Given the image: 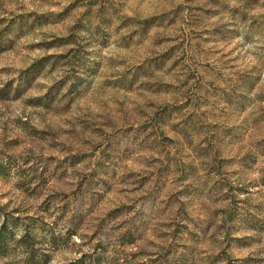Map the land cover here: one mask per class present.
Wrapping results in <instances>:
<instances>
[{"label":"rangeland","instance_id":"rangeland-1","mask_svg":"<svg viewBox=\"0 0 264 264\" xmlns=\"http://www.w3.org/2000/svg\"><path fill=\"white\" fill-rule=\"evenodd\" d=\"M0 34V264H264V0H0Z\"/></svg>","mask_w":264,"mask_h":264},{"label":"trees","instance_id":"trees-1","mask_svg":"<svg viewBox=\"0 0 264 264\" xmlns=\"http://www.w3.org/2000/svg\"><path fill=\"white\" fill-rule=\"evenodd\" d=\"M1 35V34H0ZM66 39H64V41H65ZM65 42H58V43H56V46H60V45H63ZM34 65L35 64H32L29 68H27V69H25L24 71H23V73L26 75V76H28V74L30 73V71H32V69L34 68ZM6 223H3V222H1L0 223V232H2L4 229H5V227L7 226V225H5Z\"/></svg>","mask_w":264,"mask_h":264}]
</instances>
